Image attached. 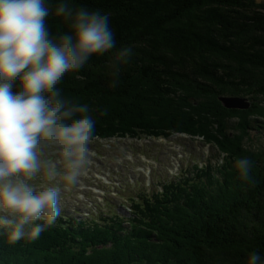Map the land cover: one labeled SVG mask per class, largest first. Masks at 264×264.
Wrapping results in <instances>:
<instances>
[{"label":"trees","instance_id":"1","mask_svg":"<svg viewBox=\"0 0 264 264\" xmlns=\"http://www.w3.org/2000/svg\"><path fill=\"white\" fill-rule=\"evenodd\" d=\"M58 2L50 0L53 6ZM69 2L110 13L117 49L131 45L134 52L129 63L122 66L115 87L107 67L112 52L90 58L84 68L66 74L58 85L65 97L95 110L91 113L96 120L94 141L168 137L185 130L194 136L216 138L223 147L233 144L236 148L243 146V137L229 132L231 120L241 118L239 126L245 130L250 117H264V75L257 74H264V3ZM47 23L53 35L68 31L67 23L54 15ZM225 97L250 98L252 104L242 111L228 108L222 101ZM166 105L175 111L165 110ZM180 108H197V116L190 120H198L202 128L178 125L184 121L177 119ZM147 110L150 112L144 113ZM154 110L161 112L151 117ZM260 155L264 157V150ZM231 157L236 160L231 155L228 159ZM252 161L254 184L237 179L236 173L224 178L218 194L209 199L199 198L198 190L205 185L200 179L195 182V191L185 187L183 191L182 185L173 184L163 196L136 205L128 226L115 219L76 232L52 229L34 241L11 243L2 237L0 264H247L253 251L264 257V158ZM153 216L156 219H148ZM164 238H169L170 249H163ZM77 241L86 246L82 249L85 252H70Z\"/></svg>","mask_w":264,"mask_h":264},{"label":"clouds","instance_id":"2","mask_svg":"<svg viewBox=\"0 0 264 264\" xmlns=\"http://www.w3.org/2000/svg\"><path fill=\"white\" fill-rule=\"evenodd\" d=\"M51 15L68 31L53 35ZM109 52L115 87L134 52L131 45L117 49L108 12L69 0L54 6L50 0H0V234L9 242L38 239L62 215L64 185L57 178L75 186L89 165L95 110L65 97L58 85ZM253 166L248 157L237 158L239 179L254 184ZM40 175L46 185L35 182ZM247 264H264V257L253 251Z\"/></svg>","mask_w":264,"mask_h":264},{"label":"rangeland","instance_id":"3","mask_svg":"<svg viewBox=\"0 0 264 264\" xmlns=\"http://www.w3.org/2000/svg\"><path fill=\"white\" fill-rule=\"evenodd\" d=\"M254 2L257 5H262V3H264V0H254ZM91 70H92L91 74L95 75V73L93 72V71H95V69L92 68ZM257 74L264 75L261 73H257ZM261 78H264V76ZM181 102H182L181 100H178V102H177L179 107H181ZM197 102H202V100L197 99ZM255 104H261V103H258V101L255 100ZM164 109L175 111V108H173L172 106L170 107L168 105H166ZM180 109H182V111L176 110L177 112L180 113V115L177 119L178 120H184V121H182V123H178V125H181V127L193 126V127L197 128V130L199 129L198 127L202 128V125L197 122L198 120L196 122L190 120V118L192 119V118H195L197 116V108L196 109H189V110L186 108H180ZM226 109H228V108H226ZM236 109H239V108H236ZM146 112H150V111L149 110L144 111V113H146ZM160 112L161 111H159V110H158V112L154 110L151 113L154 115H152V116L150 115V116L154 117L155 115H158ZM233 114L234 113H231V115H233ZM150 116H149V118H151ZM182 116H185V118L181 119ZM147 118H148V116H147ZM186 118H188L189 120H187ZM238 119H241V118H233V120H231V122L232 123H233V121L238 122ZM259 122L261 123L262 126H264V119H260ZM169 123H171V122H169ZM190 123H193V124L189 125ZM195 124H197V125H195ZM243 124H244V122L242 123V125ZM211 128H212V130H214L213 127H211ZM225 128L228 129V127H225ZM184 129H188V128L185 127ZM234 130L237 131L238 126L234 127ZM167 131H169V133L174 132V130H167ZM241 131L242 132L238 131L237 133H239V132L240 133L237 135L240 137H243L242 143L245 144V147H244V144H243V146H242V144L238 145V147H236L238 150L236 148H234L235 146H233V144H231L230 146H225V147L221 146L220 143L218 142V139H216V138L213 139L214 142L209 141L211 143V146L210 145H203L202 142H200V144L205 146L204 149H201L200 144L197 143V141L194 143L193 142L194 139L191 138V137H195V138H197V137L192 136V134L187 133L185 130H183V131H179V135L178 134L174 135V137L171 139V141H168V142L150 141L147 138H143L145 141L144 140L143 141H135V140L127 139V140L123 141L122 143H118L115 145V139L104 141V144H106V145L99 146L98 150L95 149L93 152H91V155H92V157H94L93 154H98L97 160L99 162L97 163L96 168L101 172L103 178H108L109 176H111V177L113 176L112 172H114L118 169H122V168H127V167L129 168L132 165V163H138L140 156H139V153H137V152H139V148L145 149L148 151V153L152 154L153 156H156L159 159V164L161 165V168H162L163 165L169 164L168 163L169 158L173 159V156L170 157V155L175 154L173 151V148H171L172 143L175 141V143L179 144V145L175 146V149L178 151H181V152L183 151V154L178 156V161L181 159V157H183V158L187 157L185 168H188L189 170L192 169V168H190V162L188 163V159L192 160L193 157L188 155V151L191 150L192 148H194L197 155L202 156L201 161L203 163L211 162V164L217 165L220 162L221 164L224 165L222 169H218L221 172L222 179H224L226 177H234V176H236V173H238V171L235 167V161L236 160L232 159V157L230 159H228V155L233 156L235 159L242 158L243 156L248 157L251 160H254V159L260 158V157L264 158L263 156L260 155L261 153H263V150H264V136L261 135L259 132H256V131L252 132V130L250 129V122H248V125H246L245 130L242 129ZM206 133L207 132L205 131V134ZM214 135H216V133ZM206 137H208V136H206ZM209 139H212V138H209V137L205 138L206 141H208ZM128 144H131L133 147H130ZM240 148L243 150L244 153L243 152L241 153ZM185 152H187V154ZM100 154H104L105 156L99 158ZM217 154H218V156H217ZM223 157H224V159H223ZM222 160H224V162H222ZM129 170H130V172H132L131 168H129ZM161 173H164L166 175L167 171H161ZM254 173L256 174V172L254 171V166H253L252 171H251V175L253 176ZM168 174H169V172H168ZM199 179L203 181L202 178H199ZM237 179H239V173H238ZM196 180L190 182L189 185L184 186L185 188H187V191H195L194 189H196V186H195ZM217 181H219V179L217 177L213 176L212 177V183L217 182ZM221 186H223L222 183H221ZM182 190L185 191L183 186H182ZM198 191H199V195H200L199 198H201V199H203V198L209 199L211 196H213L211 194V192L207 189L206 185H204V187H201V189ZM189 193L194 195L192 192H189ZM174 195H175V197L178 198V195L175 191H174ZM203 195H204V197H203ZM110 198H113V199H110ZM195 198H196V196H195ZM197 200H199V199H197ZM100 201H102L101 198L96 199V202L103 203ZM105 201L109 202L111 204L114 203V208L116 209L115 212L119 213L121 216L129 218L128 214H131L130 213V208H131L130 205L128 203H123V204H125V205H123L121 200L117 197V195L115 193L111 194V196H109V194H106ZM199 201H201V200H199ZM68 203H69V201H68ZM82 206H84V205L82 204ZM99 210H100V214H103L105 217L107 215H110V213H108L107 208L104 207L103 204L99 208ZM178 217H181V216L178 215ZM178 220H179V218H178ZM122 221H125V220H122ZM165 224L167 225L168 223H165ZM174 224H176L175 221H174ZM176 225H179V224L177 223ZM157 238H158V235H156V239H154V240H157ZM164 239H165V244L162 245L163 249L164 248L170 249V246L167 242L169 238H164ZM70 252H85V251H83V250H70Z\"/></svg>","mask_w":264,"mask_h":264},{"label":"water","instance_id":"4","mask_svg":"<svg viewBox=\"0 0 264 264\" xmlns=\"http://www.w3.org/2000/svg\"><path fill=\"white\" fill-rule=\"evenodd\" d=\"M222 101L225 103V105L229 108H247L248 105L241 99L237 98H223Z\"/></svg>","mask_w":264,"mask_h":264},{"label":"bare ground","instance_id":"5","mask_svg":"<svg viewBox=\"0 0 264 264\" xmlns=\"http://www.w3.org/2000/svg\"><path fill=\"white\" fill-rule=\"evenodd\" d=\"M259 103V102H258ZM218 166H221L219 163L216 165V167H218ZM78 216H80V215H78Z\"/></svg>","mask_w":264,"mask_h":264}]
</instances>
